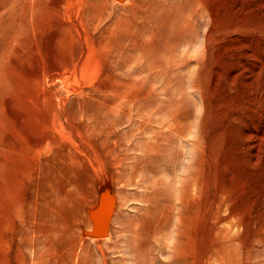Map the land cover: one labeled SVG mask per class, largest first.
<instances>
[{"label": "rangeland", "instance_id": "rangeland-1", "mask_svg": "<svg viewBox=\"0 0 264 264\" xmlns=\"http://www.w3.org/2000/svg\"><path fill=\"white\" fill-rule=\"evenodd\" d=\"M112 198L139 264H264V0H0V264H130Z\"/></svg>", "mask_w": 264, "mask_h": 264}, {"label": "bare ground", "instance_id": "bare-ground-1", "mask_svg": "<svg viewBox=\"0 0 264 264\" xmlns=\"http://www.w3.org/2000/svg\"><path fill=\"white\" fill-rule=\"evenodd\" d=\"M134 167L135 165H132L130 167L129 173L126 174V177L120 178L119 182H123L124 185L136 184V183H132V179H134L133 177H139L140 174L143 176L144 169L138 168L137 170H134ZM152 177H154L153 184H156L159 181V178H161L160 175L158 176L156 173H153ZM160 188L162 187H159L158 190H160ZM116 203H117L116 198H112V202L111 204H109V206L102 203L101 204L98 203L95 207H93L90 210L89 213L90 225L86 232L87 238L94 241L106 240L105 242L109 247L108 250L110 254L120 253L125 257L126 260H129L132 264H139L138 261L145 255V252H147V250L145 247H142L140 245V239H142V235L139 231V227L137 226V224L133 223L131 225L124 226L123 229L119 231L118 235L115 234L114 238H113V234L111 233L109 224L111 223L112 220L111 215H112V211L114 213ZM106 204L108 203L106 202ZM113 221L116 224L119 223L116 214L114 216ZM119 225L122 226V223ZM125 234L126 236L124 237ZM177 239L178 240L175 242L174 245H170V243L163 244V242H161L159 246V250L161 252H166L168 254L170 253V262H177L179 261V259H181V254L179 252V247L181 246L180 245L181 234H178ZM118 241H123V243L117 244ZM97 249H98L97 253L99 254L98 256H100V260H101L100 262H97L98 264H115L112 261H110L111 257L108 255V253H106L102 249V245L100 246L97 244ZM93 255L96 254L94 253ZM210 258H213L212 254L210 255ZM75 264H86V263L75 262ZM88 264H94V263L91 262Z\"/></svg>", "mask_w": 264, "mask_h": 264}]
</instances>
